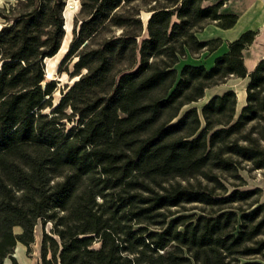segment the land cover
Listing matches in <instances>:
<instances>
[{"label":"trees","instance_id":"obj_1","mask_svg":"<svg viewBox=\"0 0 264 264\" xmlns=\"http://www.w3.org/2000/svg\"><path fill=\"white\" fill-rule=\"evenodd\" d=\"M78 1L58 68L72 82L54 102L44 59L61 51L63 12ZM209 1L17 0L0 15V264L18 243L30 250L38 222L51 223L39 264L264 260L261 189L224 182L264 170V59L248 71L243 55L257 32L209 68H178L220 46L198 39L206 24L237 22ZM230 77L247 78L239 110L228 89L182 111ZM186 204L210 210L173 216Z\"/></svg>","mask_w":264,"mask_h":264},{"label":"rangeland","instance_id":"obj_2","mask_svg":"<svg viewBox=\"0 0 264 264\" xmlns=\"http://www.w3.org/2000/svg\"><path fill=\"white\" fill-rule=\"evenodd\" d=\"M16 1L17 0H0V15L7 14L6 9L9 7L17 8ZM262 1L264 2V0H260L261 4L263 3ZM67 6L68 7L65 11V15L67 16V23H66L67 32L65 35L63 47L55 58L47 60V78L46 79L47 80L55 79L57 82V86H58V89L55 91L53 95L54 102L55 101L57 102V99L60 96V89L64 88L66 85H69L72 82L69 76L66 74V72L58 71V68L60 66V61L63 58L65 52L67 51L69 41L72 37L71 30H72L73 18L74 16L77 15V12L79 9L78 3H75V2H69ZM149 7H150L149 5H145V7L143 6L142 11L148 13L147 9ZM1 11H4V13H2ZM144 20L147 21L148 16H144ZM0 25H3V20L1 18H0ZM241 30H242V23L236 27L235 32L236 31L239 32ZM256 32L258 33V31ZM218 34H220V31L217 30L216 26L213 23H208L205 25L204 29L201 30L199 36L200 37H211V36H215ZM226 49H227V43L225 47L220 49L215 55H212L214 52L208 53V54L206 52H203V53H200L194 56L189 54L185 59H182L180 61V63L178 64V68L182 66L183 64H188V63L194 64V65L202 64L205 67L209 68L213 65V61L215 58L214 56L221 55V53H223V51H225ZM243 52H244L243 54L245 55L256 54L257 57L264 56V46H262V48H260L258 51L254 49V46H249ZM71 64L72 62L69 65L64 64L61 66V69L64 70V68L66 67L68 68L69 71H72ZM245 85H246L245 80L241 78L230 77L224 83L208 89L206 92V95L203 98L191 103L190 105L185 106L182 111H184L185 109L189 107H196L198 110H200L202 105L206 102L207 98L210 95L221 92L225 89L227 90L232 89L235 93L240 94L242 91L245 90ZM48 111L49 109L45 110V112H48ZM239 172L243 176L246 184L240 185L242 183L240 181L229 180L231 184L230 185L226 180H224L226 186L228 187V190H232L234 187H236L234 185H239L238 188L240 189L251 188V185L249 183L250 180L252 178H257L256 174L253 171L248 172L242 169ZM217 193L222 194V191H217ZM232 206H235V205H232ZM243 208H246L244 204H243ZM209 210H210L209 207L203 206L201 204H186L185 207H176V208L171 209L172 213H174L173 216H177L179 214H201L202 211L208 212ZM50 227H51L50 222H46L45 226H42L41 223L38 222V224L35 227V240L32 243L30 250L28 251L25 246L18 243L14 247L12 254H11L14 260L7 257L6 259L3 260L2 264H39L40 262V242H41L42 232L49 231ZM15 232H19V228H15ZM261 237L262 236H260L259 238ZM240 260L241 262L249 261V262H259L260 264H264V260L260 256H248V257L241 258Z\"/></svg>","mask_w":264,"mask_h":264},{"label":"crops","instance_id":"obj_3","mask_svg":"<svg viewBox=\"0 0 264 264\" xmlns=\"http://www.w3.org/2000/svg\"><path fill=\"white\" fill-rule=\"evenodd\" d=\"M216 1L218 0H210L209 3H214ZM221 11L224 13H233L237 15L238 19L233 27L228 29H222L216 26L215 23H213L216 26L217 30L220 31V34L211 37H200L199 34L201 31L197 33V37L201 41H207L211 39L221 40L220 46L218 47V49L213 51L214 53L212 55H215L220 49L225 47L226 43L228 44L229 42L236 40L243 32L247 30L258 31L255 37L256 39H254V41L250 46H254V49L256 51H258L260 48H262V46H264V2L261 4L260 0H225L224 4L221 7ZM241 23H242V30L239 32L237 31L235 32L236 27L239 26ZM227 49H228V45H227ZM227 49L223 51V53H225ZM243 55H244V63L248 71H251L258 63V61L264 59V56L257 57L256 54H249V55L243 54ZM217 56L218 55L214 57ZM243 80H245L247 83V78H244ZM208 89H206L204 96L206 95ZM226 90L227 89L210 95L207 98V100L213 95L221 94ZM236 97H237V109H240L245 103V90L242 91L240 94L236 93ZM249 183L251 185V188L258 187L261 189L260 200L264 202V175L261 178H252Z\"/></svg>","mask_w":264,"mask_h":264},{"label":"built area","instance_id":"obj_4","mask_svg":"<svg viewBox=\"0 0 264 264\" xmlns=\"http://www.w3.org/2000/svg\"><path fill=\"white\" fill-rule=\"evenodd\" d=\"M253 172L256 174L257 178H261L264 175V170L261 169L254 170Z\"/></svg>","mask_w":264,"mask_h":264},{"label":"water","instance_id":"obj_5","mask_svg":"<svg viewBox=\"0 0 264 264\" xmlns=\"http://www.w3.org/2000/svg\"><path fill=\"white\" fill-rule=\"evenodd\" d=\"M78 3H79V1H78ZM79 6H80V3H79ZM63 16H64V20H65V22H64V30H65V35H66V32H67V29H66V23H67V18H66V16H65V14H64V12H63ZM0 28H1V25H0ZM64 38H65V36H64ZM64 40V39H63ZM62 43H63V41H62ZM62 45V44H61ZM44 63H45V65H46V59H44Z\"/></svg>","mask_w":264,"mask_h":264},{"label":"bare ground","instance_id":"obj_6","mask_svg":"<svg viewBox=\"0 0 264 264\" xmlns=\"http://www.w3.org/2000/svg\"><path fill=\"white\" fill-rule=\"evenodd\" d=\"M79 8H80V6H79ZM64 14H65V12H64ZM66 16V15H65ZM66 18H67V16H66ZM66 29H67V25H66ZM48 60V59H47ZM47 60H46V67H47Z\"/></svg>","mask_w":264,"mask_h":264}]
</instances>
